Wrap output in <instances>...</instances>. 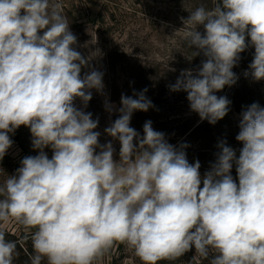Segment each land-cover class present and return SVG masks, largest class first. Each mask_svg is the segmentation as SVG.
Returning <instances> with one entry per match:
<instances>
[{
  "label": "clouds",
  "instance_id": "1",
  "mask_svg": "<svg viewBox=\"0 0 264 264\" xmlns=\"http://www.w3.org/2000/svg\"><path fill=\"white\" fill-rule=\"evenodd\" d=\"M183 24L204 59L196 70H181L170 88L186 92L190 110L214 125L231 104L216 93L236 83L233 68L249 47L254 56L245 75L264 80V0H219ZM76 42L50 0H0V159L20 126L30 129L38 150L0 185V264H13L16 253L2 226L10 220L31 239L30 264H96L115 242L142 264L175 260L193 247L205 259L214 252L210 264H264V107L254 102L242 111L239 157L221 141L201 176L187 144L169 143L150 120L143 136L130 126L134 112L153 107L147 89L136 98L122 94L118 109L105 102L109 113L119 112L104 130L119 141L117 161L112 142L99 143V120L83 110L92 90L104 89L103 73L81 74L88 61Z\"/></svg>",
  "mask_w": 264,
  "mask_h": 264
},
{
  "label": "rangeland",
  "instance_id": "2",
  "mask_svg": "<svg viewBox=\"0 0 264 264\" xmlns=\"http://www.w3.org/2000/svg\"><path fill=\"white\" fill-rule=\"evenodd\" d=\"M54 5L59 6V11L67 18L70 31L77 37L73 47L88 61V66L82 68L81 74L92 69L103 73L104 89L100 92L92 90V99L83 110L91 112L92 118L99 120L95 129L101 134L99 143L103 145L111 141L115 149L114 159L118 161L119 141L104 131L119 116L118 111L109 113L105 102L114 105L116 109L121 106V97L118 96L120 82L113 84L112 80L116 77L119 81L122 79L121 72H118L121 66L134 73L135 77H139L145 69H153L155 61L160 59L163 69H166L164 66L176 69L184 67L186 58L177 49L181 37L178 28L180 10L169 0H50V8ZM248 56L252 62L254 51ZM145 86L148 89L145 95L150 99L155 91L154 87L146 84ZM225 93L230 101L236 103L238 110L231 108L228 114L214 125L205 120L200 128L177 146L188 145L185 149L187 159L190 163L197 159L200 161L201 176L215 163L221 141L232 147L237 158L239 157L243 145L236 140V136L240 130L241 113L254 102L264 107V80L255 81L250 74L246 76L242 73L238 76L234 85L225 88ZM158 98L159 101L154 103L149 111L134 112L130 126L143 136V125L150 120L153 128L165 133L168 142L176 146L177 140L172 137L175 135V125L170 122L169 117L174 118L175 122L177 115L189 112L197 119V123L201 122L200 117L190 110L187 93L184 91H172L170 87H166L163 95ZM76 105L83 108L79 100ZM9 135L13 144L0 159V185L8 176L16 174L24 157L38 154V150L33 149L28 127L20 126L14 134ZM44 151L51 158V148H45ZM231 175L238 183L235 165ZM2 226L6 239L17 242L13 264H30L29 256L33 253V248L30 237L28 240L23 239L28 234L26 229L15 220H10ZM119 244L120 242H115L96 264H112L113 259H117L118 264H142L134 250L126 244L121 247ZM190 251L184 254L185 260L188 259L186 257ZM212 255L214 252L207 258L208 264ZM42 264H47L46 260L42 261Z\"/></svg>",
  "mask_w": 264,
  "mask_h": 264
},
{
  "label": "trees",
  "instance_id": "3",
  "mask_svg": "<svg viewBox=\"0 0 264 264\" xmlns=\"http://www.w3.org/2000/svg\"><path fill=\"white\" fill-rule=\"evenodd\" d=\"M164 1V0H163ZM171 1V4L175 5L180 12L178 13L179 16V32L181 34L180 42L178 44V51L182 55L185 56L186 60H184V67L180 69H176L175 67H162L161 59L155 61V66L153 69H145L144 72H142L139 77H135L134 73L131 71H127L124 67H119V71L121 72L122 79H119L116 77L114 80H112L113 84L120 82V90L118 96L121 97V95L126 96H133L135 98L134 93H139L143 91L144 89H147L145 86L152 85L154 87V93L152 97H150V100L152 103H156L159 101L160 96L163 95V91H165L166 87H170V85H173L176 82V77L180 76L181 70L184 69H192L196 70L200 67L201 61L204 59L203 55H197L195 56V51L197 49L195 46L190 47L188 40L185 38V33L190 29L191 26L184 25L183 19H187L189 14L194 11L196 8L203 6L207 10H211L214 8L215 4L219 2V0H169ZM197 30L200 31L202 34L204 33V27L202 25L197 26ZM254 51V48L249 47L246 49L243 53L240 54V60L238 62V65L233 68V72L236 73L237 77L242 75V73H245L248 71V66L251 63V60L249 59V53H252ZM175 60V57H173ZM162 66V67H161ZM115 68V67H114ZM117 73V72H115ZM147 77L149 80H147ZM228 86H225V88ZM225 88L219 92L216 93L218 96H226ZM148 92V89L146 93ZM227 97V96H226ZM120 100V99H118ZM236 103L231 100L230 109L237 111L236 109ZM149 111V110H148ZM177 121L173 122L174 118H170V122L174 123L175 129L174 134L172 137L177 140L178 146L180 143H182L186 138H188L190 135L196 131L197 128H200L202 126L203 122H196L197 119L193 118L192 113H183V115H177L175 117ZM123 244L120 243L119 246L121 247ZM195 249L194 247L190 251V254L187 255L185 260V256H181L175 260H164L158 262V264H208V260L205 258H202L200 256L195 255ZM112 264H118L117 259H113Z\"/></svg>",
  "mask_w": 264,
  "mask_h": 264
}]
</instances>
